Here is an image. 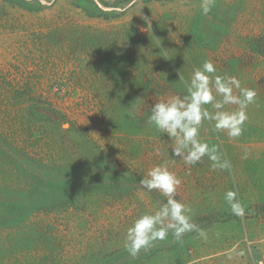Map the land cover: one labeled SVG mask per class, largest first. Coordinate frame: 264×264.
I'll return each mask as SVG.
<instances>
[{
	"label": "rangeland",
	"instance_id": "1",
	"mask_svg": "<svg viewBox=\"0 0 264 264\" xmlns=\"http://www.w3.org/2000/svg\"><path fill=\"white\" fill-rule=\"evenodd\" d=\"M200 5L0 0V264H264V0ZM206 60L257 93L239 137L200 126L226 169L173 158L175 138L148 123ZM161 164L206 239L170 234L132 256L127 229L166 200L140 185Z\"/></svg>",
	"mask_w": 264,
	"mask_h": 264
},
{
	"label": "clouds",
	"instance_id": "2",
	"mask_svg": "<svg viewBox=\"0 0 264 264\" xmlns=\"http://www.w3.org/2000/svg\"><path fill=\"white\" fill-rule=\"evenodd\" d=\"M213 3L214 0H201L203 15L211 11ZM214 73L215 65L206 60L193 71L190 82H186V95L170 96L151 106L148 123L170 139L175 138V145L170 148L173 158L195 165L207 156L212 161L213 170H216L228 168L229 163L220 159L214 146L199 139L202 122L211 121L215 130H224L231 138L239 137L248 119L246 109L254 102L257 93L254 89L241 88L234 76H213ZM180 80H183L182 76ZM234 89H239L240 94L235 95ZM217 95L221 98L217 99ZM205 105H211L213 111ZM227 105H236L237 109L225 110ZM180 184L181 180L164 164L152 167L140 180L142 188L148 192L158 190L166 200L158 204L156 211L140 215L127 229L124 247L130 255L136 256L156 241L167 239L170 234L177 242L192 231L206 239V232L192 222L191 209L175 198ZM225 199L234 215L244 216L245 208L237 199L236 192L227 191Z\"/></svg>",
	"mask_w": 264,
	"mask_h": 264
}]
</instances>
